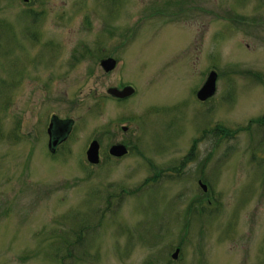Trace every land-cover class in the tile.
I'll list each match as a JSON object with an SVG mask.
<instances>
[{"label":"rangeland","instance_id":"1","mask_svg":"<svg viewBox=\"0 0 264 264\" xmlns=\"http://www.w3.org/2000/svg\"><path fill=\"white\" fill-rule=\"evenodd\" d=\"M178 263L264 264V0H0V264Z\"/></svg>","mask_w":264,"mask_h":264},{"label":"water","instance_id":"2","mask_svg":"<svg viewBox=\"0 0 264 264\" xmlns=\"http://www.w3.org/2000/svg\"><path fill=\"white\" fill-rule=\"evenodd\" d=\"M100 64L104 70H109L113 68V66H115L116 60L112 57L102 58L100 60ZM215 75L216 73L214 71H210L204 81V84L197 90L196 95L199 100H205L206 98H208V96H211L214 93ZM108 92L112 96H116L118 98H125L133 93V88L131 86H124L121 89L109 88ZM72 122L73 121L71 119H62L58 118L57 116H53L50 119V122L47 127V147L50 152H54L56 145L66 138V136L71 130ZM126 151V147L121 143L113 144L109 148L110 154L116 157L124 155ZM86 157L87 160L92 164L98 162V143L96 142V140H93L92 143L89 145L88 149L86 150ZM202 187L205 188V185H202ZM177 253L178 249H176L172 253V257L176 258Z\"/></svg>","mask_w":264,"mask_h":264},{"label":"flooded vegetation","instance_id":"3","mask_svg":"<svg viewBox=\"0 0 264 264\" xmlns=\"http://www.w3.org/2000/svg\"><path fill=\"white\" fill-rule=\"evenodd\" d=\"M112 88H119V87H117V86H114V87H112ZM73 124V123H72ZM73 127V126H72ZM60 146V145H59ZM59 146H56V148H55V151L54 152H56L57 151V148L59 147ZM179 264V263H178Z\"/></svg>","mask_w":264,"mask_h":264}]
</instances>
